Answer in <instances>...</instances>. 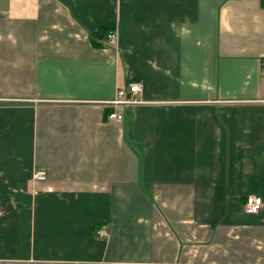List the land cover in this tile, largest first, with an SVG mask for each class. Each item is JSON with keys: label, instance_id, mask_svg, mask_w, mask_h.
<instances>
[{"label": "crops", "instance_id": "0c3cea01", "mask_svg": "<svg viewBox=\"0 0 264 264\" xmlns=\"http://www.w3.org/2000/svg\"><path fill=\"white\" fill-rule=\"evenodd\" d=\"M263 64L264 0H0V264H264Z\"/></svg>", "mask_w": 264, "mask_h": 264}, {"label": "built area", "instance_id": "2783aa9c", "mask_svg": "<svg viewBox=\"0 0 264 264\" xmlns=\"http://www.w3.org/2000/svg\"><path fill=\"white\" fill-rule=\"evenodd\" d=\"M107 38L112 44L117 43L118 35L116 30H110L107 34ZM264 72V64L262 66ZM143 82L141 81H130L127 86L118 88L113 99L106 101V105L109 108L108 118L115 120H123L125 118L126 110L130 107L145 103V100L140 98L143 91ZM4 98L0 97V100ZM36 179H46L47 171L39 169L34 174ZM264 202L260 196L248 195L244 204V210L247 213L254 214L258 212L263 206ZM104 233L103 231L101 232Z\"/></svg>", "mask_w": 264, "mask_h": 264}, {"label": "trees", "instance_id": "16d2710c", "mask_svg": "<svg viewBox=\"0 0 264 264\" xmlns=\"http://www.w3.org/2000/svg\"><path fill=\"white\" fill-rule=\"evenodd\" d=\"M108 112H109V110H108ZM108 112H107V114H108ZM245 201H246V199H245ZM245 201H244V204H245Z\"/></svg>", "mask_w": 264, "mask_h": 264}]
</instances>
